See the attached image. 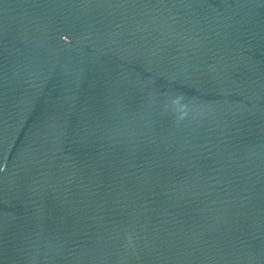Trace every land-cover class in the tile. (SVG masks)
Listing matches in <instances>:
<instances>
[{
  "label": "water",
  "instance_id": "95a60500",
  "mask_svg": "<svg viewBox=\"0 0 264 264\" xmlns=\"http://www.w3.org/2000/svg\"><path fill=\"white\" fill-rule=\"evenodd\" d=\"M0 264H264V0H0Z\"/></svg>",
  "mask_w": 264,
  "mask_h": 264
},
{
  "label": "clouds",
  "instance_id": "9594fccd",
  "mask_svg": "<svg viewBox=\"0 0 264 264\" xmlns=\"http://www.w3.org/2000/svg\"><path fill=\"white\" fill-rule=\"evenodd\" d=\"M184 98V94H180L178 95L173 101L172 103L175 104V105H180V101ZM186 105H181L180 106V116H179V119L180 120H183L186 116H187V111H186Z\"/></svg>",
  "mask_w": 264,
  "mask_h": 264
}]
</instances>
